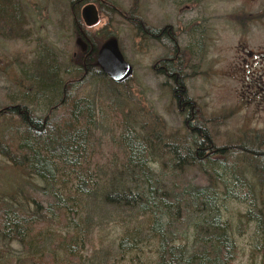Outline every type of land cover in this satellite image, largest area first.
Instances as JSON below:
<instances>
[{"label": "rangeland", "instance_id": "374dc122", "mask_svg": "<svg viewBox=\"0 0 264 264\" xmlns=\"http://www.w3.org/2000/svg\"><path fill=\"white\" fill-rule=\"evenodd\" d=\"M20 1L28 17L26 35L17 38L0 36V110L23 105L20 87L24 85L31 89L36 84L31 80V85L25 82L24 77L28 78V72L24 74L25 68L37 64L43 46L54 50L66 81L73 79V73L77 72L74 71L80 64L75 54L78 56L81 48L77 44L69 7L73 0ZM111 1L117 10L112 12L108 6L101 8L102 22L90 33L97 49L109 39H117L126 60L134 68V75L125 87L115 89L104 80L87 79V74L85 82L75 89L77 99L89 98L96 103L88 177L93 180L91 188L96 189L97 194L90 200L71 198L69 192L76 185L75 180H71L72 175L59 173L56 184L47 186L40 178L21 173L0 150V193L16 192L17 199L23 191L29 203L33 198L42 208L51 205L55 210V193L63 195L68 191L66 194L69 195L63 196L61 206L66 207L64 211L53 214L50 222L27 226L25 245L0 239V264L156 262L157 241L147 233L151 216H139L120 207L106 206L99 194L123 191L127 187L136 189L137 184L120 172L127 160V152L121 145L126 115L132 112L144 123H152L157 117L167 134H183L186 115L181 112V105L173 95L174 83L153 69L158 61L167 58V49L158 42L141 39L136 32L131 12L138 11L137 0ZM180 1L141 0L139 9L143 21L156 29L167 25L173 27L181 55L185 57L181 56L183 65L180 68L185 76L187 95L200 112L211 143L217 147L243 144L251 146L252 151L259 149L264 152V115L252 110L248 84L242 80L246 75L245 69L234 62V0H193L187 3L189 7L186 4L177 6ZM188 26L194 30L191 34ZM209 34H212L211 39ZM184 50L189 52L187 57ZM36 73L35 68L30 70V74ZM234 74L238 76L236 79ZM83 77L84 72L76 74L77 79ZM53 101L52 104L58 102ZM50 102L45 98L36 104L39 105L37 116L49 114ZM64 113L65 110L61 109L56 116L61 117ZM18 115L13 112V116H17L13 120L11 113L1 115L0 124L7 120L18 124ZM15 145L17 143L13 144V149ZM250 157L257 161V155L252 153ZM153 170L159 179L158 186L171 190L176 197L184 189L191 191L210 185L209 177L198 170H188L176 176L170 171L163 172L158 166H153ZM141 183L138 185L140 188ZM237 192L240 191L237 189ZM218 206L234 242L232 264H260L261 257L256 253V231L250 225V216L246 218L248 204L236 198H225L220 199ZM192 225L193 214L185 222L173 223L171 230L179 243L184 244L182 241L187 239L189 256H201L206 248L203 247L202 236L196 237ZM137 230L142 233L141 244L136 249L122 251L119 247L121 240L134 235Z\"/></svg>", "mask_w": 264, "mask_h": 264}, {"label": "trees", "instance_id": "16d2710c", "mask_svg": "<svg viewBox=\"0 0 264 264\" xmlns=\"http://www.w3.org/2000/svg\"><path fill=\"white\" fill-rule=\"evenodd\" d=\"M103 1L110 7V11L117 10L111 0H98L97 3ZM83 3L84 1L79 0V6ZM131 13L135 25L137 12ZM27 21L25 7L20 0H0L1 37H24L28 30ZM176 41L175 36L174 42L171 40L169 45L166 44L170 51L167 58L171 57V52L177 53ZM181 54L180 52L179 62L176 59L169 62L165 58L156 65L167 64L170 78L175 80L173 95L183 98L181 108L185 110L181 109V112L186 115V131L183 134H167L157 117L153 118L152 123H144L132 112L131 115H126L121 145L127 152V160L120 172L137 184L136 189L127 187L123 191L102 192L99 196L106 206L120 207L128 212H136L139 216H151L152 222L147 233L157 241L155 264H232L234 242L226 221L220 216L218 205L220 199L225 198L249 202L255 209L249 211L246 218L250 216L249 220L257 219L262 225L264 177H255L254 173L264 172V152L259 149L252 151L251 146L243 144L217 147L211 143L200 112L187 95L185 76L180 68L183 65L180 61ZM91 62L87 79L104 80L115 89L125 87L128 83L115 84L96 64V58H92ZM32 68L37 70L34 75L30 74ZM25 69L24 74L28 72V78L24 77L25 82L31 80L32 84H36L31 89H26L24 85L20 87L24 100L20 108L32 109V115L29 120L25 115H18V124L8 120L0 124L2 154L21 173L38 177L47 186L56 184L59 173L64 174L63 176L72 175L71 180H75L76 185L69 192L70 197L93 199L97 193L96 189L91 188L93 180L88 177V155L93 122L97 117L96 103L89 98L75 97V89L85 79L73 82L74 84L64 80L63 70L54 50L44 46L40 49L37 64L26 66ZM77 69L74 75L85 72L82 66ZM45 98L51 101L49 114L39 117L37 110L34 111L31 107L33 105L39 108L36 104ZM54 99L58 102L52 104ZM61 109L65 113L57 117L56 113ZM6 113H11L12 120L17 119L11 108L0 110V116ZM13 142L17 143L14 149ZM252 153L257 155L255 162L251 160ZM153 166H158L163 172L170 171L174 176L185 174L188 170H198L209 177L210 185L191 191L184 189L176 197L171 190H163L158 186L159 179L155 177ZM139 182H142L141 188L138 186ZM66 192L63 195L55 193L56 210L51 205L42 208L33 198L29 203L23 191L17 199L16 192L0 193V239L25 245L27 226L50 222L53 214L64 211L66 207L61 205L63 196H69ZM192 214L196 237L202 236L203 247L206 248L201 256H189L187 239L182 241L184 244L179 243L171 230L173 223L185 222ZM142 240V233L137 230L134 235L124 237L119 247L122 251L136 249ZM69 253L72 255L73 251L70 249Z\"/></svg>", "mask_w": 264, "mask_h": 264}, {"label": "flooded vegetation", "instance_id": "af4514ba", "mask_svg": "<svg viewBox=\"0 0 264 264\" xmlns=\"http://www.w3.org/2000/svg\"><path fill=\"white\" fill-rule=\"evenodd\" d=\"M74 1V2H73ZM70 2V11L72 15V19L74 21L73 26L75 28V33L77 37V42L79 39L82 40L84 44L87 45V48L84 50L83 46H80V54L77 56L75 54V58L78 61V66H82L84 69V77L77 79L76 74L73 79L69 82L71 84L78 83L80 80L86 78V75L89 74V66H91V59L96 58L97 64V56L100 48H96L94 45V39L91 35V30L99 26L102 22V13L101 8L106 7L105 1L101 3H97L98 0H81L84 1L81 7H79V0H73ZM193 0H181L176 3L177 6L182 4L191 3ZM141 0H137V18L135 20L136 32L141 39L152 40L160 43L167 49L168 42L171 40L174 42V37L176 36L171 25H167L161 29H156L155 27L149 26L147 23L143 21L142 14L140 13L139 4ZM87 4L96 5L99 15L100 21L96 26L88 27L85 25L82 16L81 10ZM176 6V5H175ZM189 7V5L187 6ZM188 33L191 34L194 30L190 29ZM156 31L155 33L152 32ZM187 29L185 30V32ZM198 33L196 30L195 34ZM212 38V34H209V39ZM176 45L178 48L177 53L171 52V57L167 58V61H174L175 59L179 62L180 57V48L178 46V42L176 41ZM168 53L170 51L167 49ZM234 62L235 64L241 67V69H245V77L242 79L248 84V98L249 104L252 110L258 114L264 115V0H234ZM167 53V54H168ZM184 53L187 57L189 52L184 50ZM182 56V55H181ZM78 68V67H77ZM77 68L74 72L77 71ZM153 69L158 74L164 75L168 77L174 84L175 80L170 78L169 70L167 64H155ZM242 71V70H241ZM244 72V71H243ZM238 76L234 74V79ZM74 82V83H73ZM179 106H182L183 98L181 96H175ZM34 111L37 110L36 107L32 105ZM184 111V108H181ZM11 111L16 112L20 116L29 117L32 115L31 110H24L17 107H11ZM264 129V127H263ZM264 132V131H263ZM255 177H264L263 173H254ZM264 179V178H263ZM264 191V186L263 189ZM248 204V211H253L255 208L250 205L249 202H245ZM262 225L257 219L249 220L250 225L254 226L256 231V240L255 244H258L256 248V253H259L262 262L260 264H264V205H263V219ZM262 227L263 229H260Z\"/></svg>", "mask_w": 264, "mask_h": 264}, {"label": "water", "instance_id": "95a60500", "mask_svg": "<svg viewBox=\"0 0 264 264\" xmlns=\"http://www.w3.org/2000/svg\"><path fill=\"white\" fill-rule=\"evenodd\" d=\"M81 16L88 27L96 26L100 21L99 11L94 4L85 5L81 10ZM77 44L83 46L84 50L87 48L81 39L78 40ZM97 65L117 85L127 83L134 74L133 66L126 60L119 41L115 38L105 42L99 49Z\"/></svg>", "mask_w": 264, "mask_h": 264}]
</instances>
